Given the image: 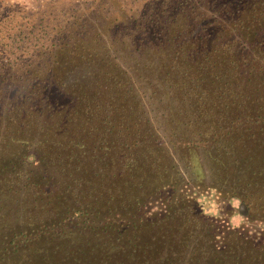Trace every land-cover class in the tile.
Listing matches in <instances>:
<instances>
[{
	"label": "trees",
	"instance_id": "16d2710c",
	"mask_svg": "<svg viewBox=\"0 0 264 264\" xmlns=\"http://www.w3.org/2000/svg\"><path fill=\"white\" fill-rule=\"evenodd\" d=\"M214 5L217 10L212 13L210 6L204 4L200 7L197 1L183 0L179 6L181 13L177 17L161 18L156 14L144 19H132V73L135 80L142 76L147 83L155 79L163 82L165 75L170 77L169 80L177 74H180L182 81L187 78L192 85L197 80L214 82L224 79L213 88L211 94L203 98L205 107L201 108L192 100L190 108L202 120L210 118L208 110L212 109L211 104L232 107L238 102L242 112L229 118L221 129L214 127L200 132L202 136L194 138L195 143L191 136L182 139L195 145L203 141L202 146L206 149L204 156L207 155L210 162L208 169L223 175L232 174L236 178L233 179L235 182H231L233 187L226 191L222 186L210 185L219 192L230 191V194L222 195L226 199L235 195L240 197L239 210L243 215L264 220V16L261 15L264 0H218ZM87 23L74 22L67 30L64 36L66 40L63 41L65 44L60 45L62 49H59L62 50L59 56L61 60H48L42 58L41 53H36L27 64L29 68L25 69V82L21 85L10 81L4 84L9 89L12 87V95L18 94L19 97L7 102L0 101V127L4 128L0 132L2 152L4 145L17 146L13 154L21 162L30 155L33 157L31 160L40 159L41 162L46 161L43 157L45 153L70 146L71 149L65 153L66 160L53 162L59 171L65 170L70 174L71 170L66 169L70 161H78L76 166H80L83 157L99 159L102 155H108L110 147L116 145L117 141L127 142L131 131H122L120 139L115 138L114 143L108 137L119 125L130 127L132 121L136 123L135 134L139 135L135 143L144 139L151 143L161 141L159 134L151 126L145 125L141 118L132 120V115L125 113L117 120L120 112L116 109L122 111L126 97L132 95L130 78L109 64L111 60L107 52L111 42L100 44L99 49L92 44L87 47L82 43L87 42L86 35H90L88 29L95 34V40H101L103 36L99 32L97 38L98 26L95 22ZM141 59L145 60L142 65L139 62ZM37 61L44 64L36 66ZM53 65V80H38L41 75L48 76ZM238 66L242 69L235 68ZM233 74L241 80L237 86H245L242 93L234 86H227ZM203 94L202 89L197 100ZM218 94L225 95V98L211 100ZM101 95L110 96L103 100L107 102L104 105L99 103ZM23 125L26 129L32 126L40 135L37 143L30 147L26 146L25 136L18 134L23 130ZM151 147L146 148L150 151ZM2 152L0 167L4 168L6 156L2 155L6 150ZM59 152L56 150V153ZM158 152L162 157L163 152L154 146L150 152H141V156H138L139 169L149 167L153 177L157 178L146 195L149 199L155 194L156 200L162 204L152 215H148L147 211L139 216L136 213L135 218L132 215V221L129 218L123 221L122 216L118 220L110 214L103 218L97 215L100 212L98 208L94 212V208L90 207L91 202L72 200L66 207L67 214L62 218L65 222L61 224L64 227L59 232L1 256L0 264H264V246L260 241L249 240L243 234L235 236L231 233L235 232L233 229L228 231L231 235L227 237V244H219L216 240L208 242L210 237L205 239L206 234L191 240L197 233L194 224L202 222L208 225L205 233L214 238L220 235L218 225L204 216L198 202L182 193L175 200L170 198L165 205L161 195L167 183L162 176L159 178L158 166H154L159 158ZM43 171H47V168H43ZM0 175L4 174L0 172ZM229 176L226 178L229 179ZM62 181L70 185V179L62 178ZM141 183L142 180L132 181V186L135 188ZM72 186L76 187L77 184ZM134 188L132 192H127L129 203H125L133 207L132 214L135 213V203L136 208L143 206L142 193L145 192L137 188L141 193L136 195ZM94 202L97 203L96 200ZM254 207L260 210L253 212ZM115 211L116 215H120V210ZM129 211L131 209H127ZM74 218L77 220L72 223ZM70 223L72 228L66 230L65 226ZM201 241L205 246L208 244L205 251ZM254 246L257 254H249Z\"/></svg>",
	"mask_w": 264,
	"mask_h": 264
},
{
	"label": "rangeland",
	"instance_id": "374dc122",
	"mask_svg": "<svg viewBox=\"0 0 264 264\" xmlns=\"http://www.w3.org/2000/svg\"><path fill=\"white\" fill-rule=\"evenodd\" d=\"M181 1L183 0H0V70L2 72L0 81H3V84H0V101L7 102L19 97L18 94L12 95L14 92L12 87L9 89L4 84L10 81L21 85L25 82V69L29 68L27 64L34 59L36 53H41L42 58L48 60L49 58L61 60L60 45L65 44L63 43L66 40L64 36L74 22L85 24H88L87 21L95 22L98 26L97 38L99 32L104 37L102 36L101 40H95L94 33L88 29L90 35H86L87 42L82 43L87 47L92 44L99 49L100 44L111 42L107 52L111 60L109 64L120 69L121 74L126 75V78H130L128 81L131 83L129 87L132 88L130 93L132 95L126 97L125 108H121L122 111L120 108L116 109L120 112L117 120L125 113L132 115V120L141 118L145 121V125L151 126L152 130L159 134L161 139L160 142L154 143L147 139L135 143L139 135L135 134L136 123L132 121L130 127L119 125L109 133L108 137L114 143L115 138L120 139L122 131H131L127 142L117 141L116 145L110 147L108 155H102L99 159L83 157V160L79 162L82 163L80 166H76L78 161H70L66 166V169L71 170L70 174H67L65 170L59 171L58 167L53 164L54 160H66L64 159L65 153L71 149L70 146L64 150L59 147L45 153L43 157L46 161L31 160L33 157L30 155L27 159L23 158L21 162L18 156L13 154L17 146L4 145L3 152L0 150L2 154L6 150L3 155L1 154L6 156L3 161L6 165L4 168L0 167V170L3 169L0 172L4 174L0 175V257L7 256L10 252L28 243L43 241L51 233L59 232L64 227L61 224L65 222L62 218L67 214L66 207L71 204L72 200L78 203L91 202L90 207L94 208V212L98 208L100 212L97 215L101 217L110 214L118 220L122 216L123 221L126 218L132 221V215L135 218L136 213L139 216L143 214V211H147L148 215H152L162 204L160 200H156L155 194L149 199L146 195L157 178L153 177V171L149 167L146 170L139 169L140 158L138 156H141V152L144 154L150 152L154 146H158L163 152L162 157L158 152L159 158L154 162V166H158L156 170L160 172L159 178L162 176V180L167 183L166 190L161 195L165 199V205L168 204L170 198L175 200L182 193L185 197L198 202L204 216L209 217L218 225L217 232L220 235L214 238L209 233H205L208 225L202 222L194 224L193 227H196L197 233L192 236V241L197 236L206 234L205 239L210 237L208 242L216 240L219 244H227L229 241L227 237L232 233L235 236L243 234L249 240L260 241V244L264 246V220L243 215L239 210L240 197L235 195L226 199L222 196L230 194V191H225L233 187L231 182H235L233 181V179L236 180L235 176L223 175L216 170L213 172L208 169L210 162L206 158L207 155L204 156L206 149L202 146L203 141L195 145L182 139V137L186 139L187 136H191L195 143L194 138L202 136L200 132L214 127L221 129L229 118L242 112L239 110L241 105H237L236 101L232 107L211 104L212 109L208 110L210 118L202 120L198 118V113H194L190 108L192 100L201 108L205 107L206 103L203 98L211 94L213 88L224 79L214 82L197 80L193 81L194 85H192L187 78L182 81L180 74H177L169 80L170 77L165 75L163 82L155 79L152 83H147L142 76H138V80H135L134 73H132V32H134L132 31V19H144L156 16V14L161 18L177 17L178 13H181L179 8ZM188 1H197L200 7L204 4L210 6L212 13L217 10L214 2L218 0ZM261 15L264 16L263 10ZM146 51L152 52L153 50ZM139 62L142 65L145 60L141 59ZM42 64L44 63L37 61L36 66ZM235 68L242 69L241 66ZM54 69L53 65L49 75H41L38 80H53ZM233 78H236V74L228 80L227 86H234V89L242 93L245 86L243 84L237 86L241 80L238 76L236 80ZM185 88L187 90H184ZM202 89L204 94L197 100ZM100 97L99 103L103 105L107 103L103 100L110 98L106 95ZM224 98L225 95L218 94L211 100L218 101ZM236 100L239 101V98ZM2 131L4 128L0 127V132ZM36 132L32 126L26 129L23 125V130L21 129L18 134L25 136L26 146L30 147L37 143L36 139L40 136ZM147 136L150 134L147 133ZM150 146L152 147L148 151L146 147L150 148ZM56 150L60 152L56 153ZM148 162L152 163L151 160ZM43 168H47V171H43ZM54 168L56 172H53ZM227 176L229 179L226 178ZM62 178L70 179V185L63 183ZM137 180H142L141 187L137 185L134 188L132 181ZM75 184L77 186L73 187L72 185ZM210 184L222 186L225 191L219 192ZM132 188H134L133 191L137 190L133 192L136 195L141 193L138 189L145 190L142 193L143 206L136 208L137 203H135L133 214V207L125 205L129 203L127 192H132ZM76 195L78 198L75 197ZM95 200L97 203L94 202ZM130 202H132L131 199ZM127 209L131 211L127 212ZM196 209L199 210L198 207ZM114 210H120V215H116ZM257 210L260 208L252 209L253 212ZM76 220L77 218H74L72 223ZM72 223L65 226L66 230L72 228ZM231 229L235 232L229 233ZM238 244L243 245L240 242ZM201 245L204 246L202 249L205 251L208 244L205 246V243L201 241ZM257 252L254 246L249 254L255 255Z\"/></svg>",
	"mask_w": 264,
	"mask_h": 264
}]
</instances>
